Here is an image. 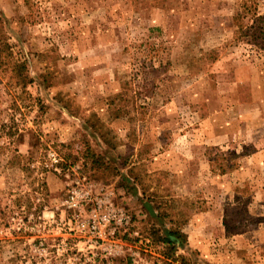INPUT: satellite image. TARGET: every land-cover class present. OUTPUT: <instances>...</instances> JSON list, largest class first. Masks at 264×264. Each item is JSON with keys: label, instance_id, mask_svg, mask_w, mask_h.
Returning a JSON list of instances; mask_svg holds the SVG:
<instances>
[{"label": "rangeland", "instance_id": "1", "mask_svg": "<svg viewBox=\"0 0 264 264\" xmlns=\"http://www.w3.org/2000/svg\"><path fill=\"white\" fill-rule=\"evenodd\" d=\"M239 5L0 0V264H264V46Z\"/></svg>", "mask_w": 264, "mask_h": 264}, {"label": "trees", "instance_id": "2", "mask_svg": "<svg viewBox=\"0 0 264 264\" xmlns=\"http://www.w3.org/2000/svg\"><path fill=\"white\" fill-rule=\"evenodd\" d=\"M263 3L264 0H240L239 10L236 13L238 19L246 21L244 26H239L238 31L250 38L254 45L261 47L264 46V12L260 11ZM167 242L171 241L167 240Z\"/></svg>", "mask_w": 264, "mask_h": 264}, {"label": "built area", "instance_id": "3", "mask_svg": "<svg viewBox=\"0 0 264 264\" xmlns=\"http://www.w3.org/2000/svg\"><path fill=\"white\" fill-rule=\"evenodd\" d=\"M50 156H51V159L53 161L57 160V158L54 156V153H51ZM87 197L88 196L86 193L80 192L76 189H71V190H69V192L65 198L66 206L73 211L79 210L82 206V203L87 201L86 200ZM90 217H91L92 221H94V218L97 217V211L95 209H92ZM121 219H123V221H126V218L122 217V218H119L118 220H116V222L118 224H120ZM107 221H109V220H107ZM95 227H96L95 224H91V228L94 229Z\"/></svg>", "mask_w": 264, "mask_h": 264}]
</instances>
